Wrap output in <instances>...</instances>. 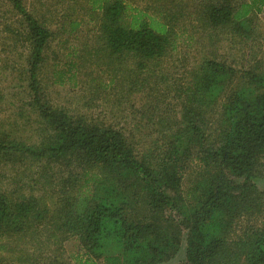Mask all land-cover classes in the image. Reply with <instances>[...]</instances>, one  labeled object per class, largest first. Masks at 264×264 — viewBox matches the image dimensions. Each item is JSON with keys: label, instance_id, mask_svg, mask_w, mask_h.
I'll use <instances>...</instances> for the list:
<instances>
[{"label": "trees", "instance_id": "1", "mask_svg": "<svg viewBox=\"0 0 264 264\" xmlns=\"http://www.w3.org/2000/svg\"><path fill=\"white\" fill-rule=\"evenodd\" d=\"M6 1L29 42L28 88L43 128L39 144L0 142V154L19 153L67 173L60 197L52 196V217L78 237L87 255L82 264L166 263L179 252L183 230L180 264H264V190L258 186L264 178V73L237 75L224 63H202L177 95L179 120L158 119L139 155L121 130L47 101L40 71L54 33L23 0ZM214 1L205 0L201 11L211 27L239 31L250 24L252 9L264 14V0ZM90 2L100 11L98 38L110 61L130 63L140 73L173 48L172 28L159 17L125 0ZM140 112L152 116L147 104ZM49 211L37 198L11 199L0 191V252Z\"/></svg>", "mask_w": 264, "mask_h": 264}, {"label": "rangeland", "instance_id": "2", "mask_svg": "<svg viewBox=\"0 0 264 264\" xmlns=\"http://www.w3.org/2000/svg\"><path fill=\"white\" fill-rule=\"evenodd\" d=\"M125 1L168 22L173 31V48L157 65L140 73L130 63L110 61L105 55L98 38L100 11H93L90 0H23L54 33L40 71L47 101L74 116L85 115L121 130L137 154L150 146L158 119L173 124L179 120L183 102L177 95L183 96L191 74L202 63H224L237 75L246 70L264 73L262 12L252 9L250 24L238 31L232 26L211 27L201 13L205 0ZM242 1L228 0L237 5ZM29 55L21 17L6 0H0V142L37 145L41 141L43 120L31 104L28 88ZM146 104L152 108L148 118L140 112ZM65 176L62 168L46 162L19 153L0 154V191L11 199L37 198L50 210L41 224L35 222L6 242L8 252H0V264H82L87 260L78 237L53 218L52 196L60 197ZM189 179H184L183 188ZM258 186L264 190V178ZM185 238L183 230L179 252L162 264L185 263Z\"/></svg>", "mask_w": 264, "mask_h": 264}]
</instances>
